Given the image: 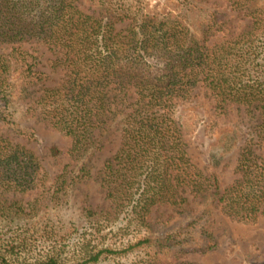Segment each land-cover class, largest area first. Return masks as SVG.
Segmentation results:
<instances>
[{"label": "trees", "instance_id": "trees-1", "mask_svg": "<svg viewBox=\"0 0 264 264\" xmlns=\"http://www.w3.org/2000/svg\"><path fill=\"white\" fill-rule=\"evenodd\" d=\"M169 1L0 0V264H200L183 257L218 248L215 209L264 217V0ZM204 111L211 167L190 152ZM32 118L69 140L54 176L16 141ZM91 180L102 205L79 202Z\"/></svg>", "mask_w": 264, "mask_h": 264}, {"label": "rangeland", "instance_id": "rangeland-1", "mask_svg": "<svg viewBox=\"0 0 264 264\" xmlns=\"http://www.w3.org/2000/svg\"><path fill=\"white\" fill-rule=\"evenodd\" d=\"M216 7L221 9L222 12H227L228 17H235L236 19L231 22L230 27L227 29L228 35L239 33L243 29L244 23L240 21L239 17L233 12H230L229 7L225 2H218ZM149 9H165L170 10L172 8L171 1L169 0H149ZM225 36L224 33H219L217 36L211 39V43L221 41ZM204 110V109H203ZM203 121V133H201V139H191L190 152L201 164L202 167H211L210 157L205 149L202 141H208L207 134L208 129L206 124L210 121L208 114L204 111ZM32 126L36 130V139L25 140L16 138V141H20L27 147L35 151L40 157L45 168L50 172L51 176H54L61 171L65 165L70 161L69 157L64 155L54 158L49 155V148L53 145H57L60 148L66 149L69 146V140L64 138L59 132L48 129L43 123H39L35 118L29 119L25 122ZM114 138V137H113ZM117 140L111 141L107 144L102 156L106 157L111 150L117 147ZM96 161V165L100 166L102 161L101 156ZM236 157H232V160H225L220 165L216 166L214 170L218 173L221 181V186L224 188L228 184L232 183L239 177L236 171ZM82 190L77 191L79 194V202L83 199V195L87 194L88 199L93 205H102L104 202L103 194L97 183L93 180L82 185ZM170 214H173L170 221H180L182 216L174 214L171 207L162 206L155 208L153 211V219L155 218H167ZM162 215V216H161ZM212 229L218 235L220 245L217 249L207 253H188L183 259H187L192 262L200 264H249L252 261L264 258V217L261 218L256 224H245L237 221H233L224 216L218 209H215L212 214ZM130 264V261H128Z\"/></svg>", "mask_w": 264, "mask_h": 264}]
</instances>
